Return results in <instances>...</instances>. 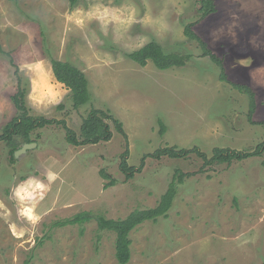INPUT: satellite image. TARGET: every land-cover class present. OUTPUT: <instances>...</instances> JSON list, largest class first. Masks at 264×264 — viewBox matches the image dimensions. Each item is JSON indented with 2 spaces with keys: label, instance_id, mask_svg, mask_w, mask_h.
I'll list each match as a JSON object with an SVG mask.
<instances>
[{
  "label": "rangeland",
  "instance_id": "374dc122",
  "mask_svg": "<svg viewBox=\"0 0 264 264\" xmlns=\"http://www.w3.org/2000/svg\"><path fill=\"white\" fill-rule=\"evenodd\" d=\"M200 17L197 0H0V133L16 115L11 96L23 84L28 113L64 119L79 133L92 108L118 118L126 139L74 146L60 124L34 131L35 146L11 160L0 140V264H119L115 233L95 218L55 225L78 213L124 218L154 207L175 169L189 173L167 217L130 232L127 264H264V153L230 164L145 156L159 147L253 150L264 141V0H214ZM192 24L222 69L197 41ZM164 52L189 54L184 66H140L128 53L149 41ZM84 72L91 103L72 107L51 59ZM221 73L225 79H221ZM234 84L249 87V97ZM164 124V130L159 125ZM163 131V132H162ZM38 135V136H37ZM114 185L104 188L109 178Z\"/></svg>",
  "mask_w": 264,
  "mask_h": 264
},
{
  "label": "trees",
  "instance_id": "16d2710c",
  "mask_svg": "<svg viewBox=\"0 0 264 264\" xmlns=\"http://www.w3.org/2000/svg\"><path fill=\"white\" fill-rule=\"evenodd\" d=\"M68 1L71 5H74L78 0ZM197 2V10L200 17H205L215 11L214 0H197ZM191 26L192 24L190 23L184 27L185 36L197 41L202 49V55L209 57L210 60L219 65L222 69L221 59L207 48L206 43L192 31ZM0 53H4L1 45ZM128 57L140 66H144L147 61H151L158 69H167L184 66L190 55L178 52H164L156 41L151 40L138 49L128 53ZM51 71L54 78L69 89L73 108L78 109L81 106L91 103L92 96L89 91L88 80L84 72L78 67L68 61L53 58L51 59ZM221 79H225L223 73H221ZM234 87L248 95L249 109L247 116L250 119L255 107L253 91L242 84H234ZM25 93L26 89L19 81L17 91L11 96V101L16 109V115L2 127V132L0 133V140L4 141L10 147L11 160H15L14 151L16 149L20 148L23 143L33 141L32 135L35 130L44 128V126L53 123L60 124L65 131V139L74 146L96 144L101 141L110 140L112 137L111 124L115 130L126 139V133L123 129L122 122L108 109L92 107L83 118L79 133H77L67 125L64 119L57 120L30 115L25 102ZM159 125L161 129L164 130L165 127L161 120H159ZM191 153H195L203 160L202 166L199 169L202 171L204 165L230 164L234 160H244L246 158L258 156L264 153V141L258 143L253 150H235L226 147H214L210 155L201 152L197 147H159L153 152L144 155L138 168L128 165V149L126 148L120 155L119 169L124 174L125 178L129 179L136 170L139 171L141 169L144 164L145 156L159 158L167 155L173 159H185ZM100 173L104 178H109V181L104 183V188L114 185L115 180L111 179V176L106 171L101 170ZM188 175L189 173L181 172L180 169H175L168 183V187L161 194L158 204L154 207L135 209L126 217L117 219L108 218L102 214L93 216L89 212H81L72 218L56 222L55 225L82 223L95 218L100 230H107L115 233L116 260L119 264H127L131 259L130 232L146 220L155 221L160 217H167L168 211L177 194L178 185L182 184L184 178Z\"/></svg>",
  "mask_w": 264,
  "mask_h": 264
},
{
  "label": "water",
  "instance_id": "95a60500",
  "mask_svg": "<svg viewBox=\"0 0 264 264\" xmlns=\"http://www.w3.org/2000/svg\"><path fill=\"white\" fill-rule=\"evenodd\" d=\"M35 142L23 143L22 146L14 151V157L16 158L20 153L25 152L26 149L34 147Z\"/></svg>",
  "mask_w": 264,
  "mask_h": 264
}]
</instances>
